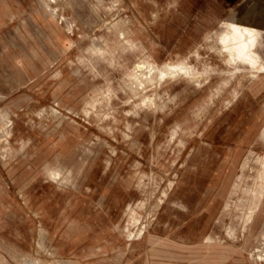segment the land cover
I'll return each instance as SVG.
<instances>
[{
    "label": "rangeland",
    "instance_id": "rangeland-1",
    "mask_svg": "<svg viewBox=\"0 0 264 264\" xmlns=\"http://www.w3.org/2000/svg\"><path fill=\"white\" fill-rule=\"evenodd\" d=\"M262 167L264 0H0V264H264Z\"/></svg>",
    "mask_w": 264,
    "mask_h": 264
},
{
    "label": "bare ground",
    "instance_id": "bare-ground-1",
    "mask_svg": "<svg viewBox=\"0 0 264 264\" xmlns=\"http://www.w3.org/2000/svg\"><path fill=\"white\" fill-rule=\"evenodd\" d=\"M231 28V34L225 39V42H229L231 44L230 50L233 52V55L242 62H252V37L249 36L251 31L247 28L241 29L237 25H232ZM262 169H264V167H262ZM244 194L251 199L250 206H252L257 200H260L262 195H264L262 191L256 190L251 193L247 192Z\"/></svg>",
    "mask_w": 264,
    "mask_h": 264
}]
</instances>
